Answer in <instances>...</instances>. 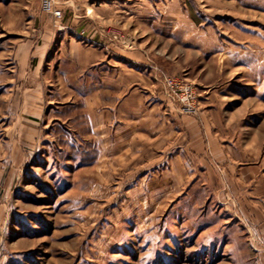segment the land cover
<instances>
[{
	"label": "rangeland",
	"instance_id": "1",
	"mask_svg": "<svg viewBox=\"0 0 264 264\" xmlns=\"http://www.w3.org/2000/svg\"><path fill=\"white\" fill-rule=\"evenodd\" d=\"M51 2L0 0V264H264V0Z\"/></svg>",
	"mask_w": 264,
	"mask_h": 264
},
{
	"label": "crops",
	"instance_id": "2",
	"mask_svg": "<svg viewBox=\"0 0 264 264\" xmlns=\"http://www.w3.org/2000/svg\"><path fill=\"white\" fill-rule=\"evenodd\" d=\"M57 31H59V33H60L61 32V27ZM57 31H56V33L53 32L52 35L50 36V38H51L50 41H49L50 42V46L48 47L47 56L50 54L51 45L53 44L54 39H56L55 36L57 34ZM57 55L62 60H68V61L71 60V62L76 66V69H80L81 68L82 71L84 70V68L91 67L96 62L95 58L89 59L87 57L86 53H82V51H80V49H78V47H75L73 45L70 46L69 49H65L64 51L58 52ZM47 56L45 57V59L47 58ZM31 58H32V61H31L32 63H31L30 69H29V71H30L29 76H30V78H32L31 75L34 76V77L37 76V79H38L39 76H41V68L43 66L44 58L41 59V57H39V56H33ZM55 59H57V56H56ZM29 60H31V59H29ZM76 63L78 65H76ZM51 65H52V63H51ZM35 83H36L37 87H38V85H41V82L39 80H35Z\"/></svg>",
	"mask_w": 264,
	"mask_h": 264
},
{
	"label": "built area",
	"instance_id": "3",
	"mask_svg": "<svg viewBox=\"0 0 264 264\" xmlns=\"http://www.w3.org/2000/svg\"><path fill=\"white\" fill-rule=\"evenodd\" d=\"M43 8L47 13L55 16L56 18H60L61 13L53 8V4L51 0H43ZM0 257H1V252H0Z\"/></svg>",
	"mask_w": 264,
	"mask_h": 264
}]
</instances>
